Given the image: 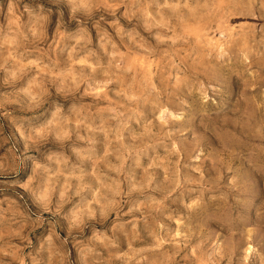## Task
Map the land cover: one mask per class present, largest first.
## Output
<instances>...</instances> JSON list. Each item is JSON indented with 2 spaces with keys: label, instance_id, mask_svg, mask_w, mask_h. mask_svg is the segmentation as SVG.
Segmentation results:
<instances>
[{
  "label": "clouds",
  "instance_id": "1",
  "mask_svg": "<svg viewBox=\"0 0 264 264\" xmlns=\"http://www.w3.org/2000/svg\"><path fill=\"white\" fill-rule=\"evenodd\" d=\"M0 264H264V0H0Z\"/></svg>",
  "mask_w": 264,
  "mask_h": 264
}]
</instances>
